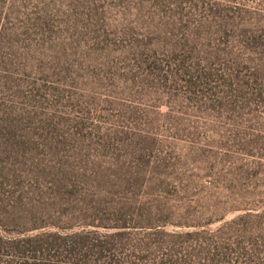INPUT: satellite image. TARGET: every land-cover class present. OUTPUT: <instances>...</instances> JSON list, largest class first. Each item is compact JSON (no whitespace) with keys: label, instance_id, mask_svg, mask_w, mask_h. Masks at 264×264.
Returning <instances> with one entry per match:
<instances>
[{"label":"rangeland","instance_id":"obj_1","mask_svg":"<svg viewBox=\"0 0 264 264\" xmlns=\"http://www.w3.org/2000/svg\"><path fill=\"white\" fill-rule=\"evenodd\" d=\"M0 264H264V0H0Z\"/></svg>","mask_w":264,"mask_h":264},{"label":"trees","instance_id":"obj_2","mask_svg":"<svg viewBox=\"0 0 264 264\" xmlns=\"http://www.w3.org/2000/svg\"><path fill=\"white\" fill-rule=\"evenodd\" d=\"M30 249H28V251H29ZM35 251H37V249H33V250H31L30 252L32 253V254H27L28 252H26L25 250L24 251H22L24 254L26 253L27 255V257H34V256H36L37 255V252H35ZM40 252H42L41 250H39ZM41 254H43V255H47L48 253H45V252H42Z\"/></svg>","mask_w":264,"mask_h":264}]
</instances>
